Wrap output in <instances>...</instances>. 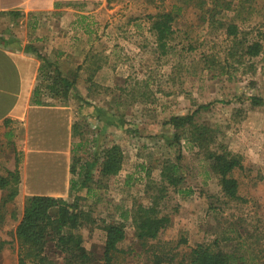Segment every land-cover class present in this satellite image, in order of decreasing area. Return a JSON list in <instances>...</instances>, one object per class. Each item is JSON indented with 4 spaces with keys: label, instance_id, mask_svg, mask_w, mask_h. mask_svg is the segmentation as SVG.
I'll list each match as a JSON object with an SVG mask.
<instances>
[{
    "label": "rangeland",
    "instance_id": "374dc122",
    "mask_svg": "<svg viewBox=\"0 0 264 264\" xmlns=\"http://www.w3.org/2000/svg\"><path fill=\"white\" fill-rule=\"evenodd\" d=\"M177 3V0H103L75 6L88 13L75 17L79 20L73 31L68 28L72 17L65 19V31L73 36L64 34V45L73 44L74 51L73 56L68 54L69 58L65 55L63 66L60 63L57 67L76 82L68 99L60 100L47 93L45 87L52 80L53 67L52 76L42 81L41 95L50 102L71 106L73 121L79 122L83 132L80 153L95 159L104 147L118 143L125 156L119 173L103 179L102 188L91 193L86 188L77 192L84 196L79 201L80 208L91 216L80 228L84 246L101 253L105 239L102 225L123 220L121 214L130 209L135 199L148 203L145 191L148 179L158 180L163 162L175 160L177 154L173 127L166 119L199 108L197 120L208 123L215 129L218 141L243 156V166L233 174L239 182V193L247 201L226 202L204 153L182 138L181 187L189 188L191 193H179L169 187L163 210L171 216V222L156 240L168 242L177 261L197 243L211 242L221 236V229L235 226L246 237L249 264H264V244L257 243L251 234L254 227H261L264 222V101L253 106L248 98L256 94L264 99V57L252 61L254 71L235 64L225 72L220 64L228 43L224 30L212 28L208 21L199 19L198 10L191 5L185 6L173 22L175 32L170 46L161 53L150 32L151 21L156 13ZM254 6L257 11L248 21H236L240 28L251 31L249 38L260 31L264 44V0H255ZM233 14L228 10L225 17ZM0 18H4L0 20L2 29L8 18L3 14ZM77 61L79 64L72 67ZM208 63L210 69L206 67ZM82 101L85 104L80 108ZM77 138L73 137V141L80 139ZM128 175H131L129 185L125 184ZM65 198L72 201L74 196ZM23 206L24 199L16 196L7 204L0 221V238L7 241L0 252V264H18L14 230ZM125 224L126 238L120 246L131 253L125 255L122 264H146L130 221ZM238 239L236 235L228 242L221 240L220 244L231 249ZM50 254L59 261L63 259L59 252Z\"/></svg>",
    "mask_w": 264,
    "mask_h": 264
},
{
    "label": "trees",
    "instance_id": "16d2710c",
    "mask_svg": "<svg viewBox=\"0 0 264 264\" xmlns=\"http://www.w3.org/2000/svg\"><path fill=\"white\" fill-rule=\"evenodd\" d=\"M254 1L177 0L178 3L170 9L159 11L153 16L150 32L154 35L161 53L167 52L170 46L169 41L175 32L173 22L183 13L185 6L191 5L198 10L199 19L208 21L209 26L222 29L226 34L228 43L224 49L223 64L220 63L221 68L229 72V66L237 64L238 67L246 66L254 71L252 61L264 57V44L259 37L260 31H258L259 34L256 33V37L249 38L251 31L240 28L236 21L238 19L244 23L249 20L257 11ZM228 10L234 13L230 18L225 17ZM37 55L41 59V66L39 82L33 90V100L36 103H42L39 99L44 89L42 81L52 76L50 70L53 64L44 55L40 53ZM209 64H206V67L210 69L211 64ZM52 71L54 72L52 80L45 87L47 93L50 92L60 100L68 99L76 79L62 74L57 66H54ZM248 98L253 106L260 105L264 101L256 94ZM84 102L82 101L80 108L84 106ZM199 110L197 108L191 113L170 115L166 119V122L173 127V138L177 144L175 160L167 159L163 162L158 180L148 179L145 188L148 203L135 199L130 209L121 214L123 220H112L102 225L105 239L101 253L88 250L84 246L80 228L90 220L91 216L89 211L80 208L79 201L84 196L78 195L77 192L86 188V191L91 193L96 188H102L105 185L103 179L119 173L125 156L118 143L104 147L101 155L95 159L80 153L84 143L83 132L79 129V122L73 121L72 136L80 138L72 142L71 148L69 196L73 195L74 198L68 201L65 197L45 194L26 196L22 216L14 230V236L18 242V264H122L125 255L131 253V250L120 246L126 238L125 222L127 220L134 229L139 247L145 253L146 264H249L246 237L235 226L221 229V236L217 235L211 242L197 243L177 261L176 255L170 250L169 243L156 240L160 232L171 222V216L163 210V201L169 187H173L179 193H191L189 188L181 187L184 182L179 164L183 158L180 146L182 138L204 153L211 171L217 177L220 191L226 198V202L234 201L241 204L247 201L239 193V182L233 174L235 169L243 166V156L228 149L227 144L218 141L215 129L208 123L197 120ZM130 181L131 175H128L125 184L129 185ZM18 184L17 166L14 170H8L6 174H0V221L4 219L7 204L12 202L18 193ZM11 216L13 218L16 216L14 211H11ZM262 223L263 226L254 227L251 234L257 243L264 244V222ZM236 235L239 237L237 248L234 243L231 249L221 246V240L228 242ZM154 240L155 242L150 243ZM6 242L0 238V252ZM50 252L63 254V259L61 261L55 259Z\"/></svg>",
    "mask_w": 264,
    "mask_h": 264
},
{
    "label": "crops",
    "instance_id": "0c3cea01",
    "mask_svg": "<svg viewBox=\"0 0 264 264\" xmlns=\"http://www.w3.org/2000/svg\"><path fill=\"white\" fill-rule=\"evenodd\" d=\"M98 1L103 0H0V15L8 18L0 28V174L18 167L16 196L24 200L34 194L69 197L73 110L44 95L42 103L33 100L37 53L53 67L63 66L74 51L73 44L64 45V34L73 36L65 31V19L72 17L73 31L75 17L88 13L75 6Z\"/></svg>",
    "mask_w": 264,
    "mask_h": 264
}]
</instances>
